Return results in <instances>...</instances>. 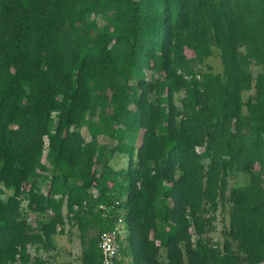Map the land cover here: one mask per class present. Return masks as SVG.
Wrapping results in <instances>:
<instances>
[{"label": "trees", "instance_id": "obj_1", "mask_svg": "<svg viewBox=\"0 0 264 264\" xmlns=\"http://www.w3.org/2000/svg\"><path fill=\"white\" fill-rule=\"evenodd\" d=\"M263 174L264 0H0V264L69 215L101 264L121 210L131 264H264Z\"/></svg>", "mask_w": 264, "mask_h": 264}, {"label": "rangeland", "instance_id": "obj_2", "mask_svg": "<svg viewBox=\"0 0 264 264\" xmlns=\"http://www.w3.org/2000/svg\"><path fill=\"white\" fill-rule=\"evenodd\" d=\"M97 19L100 24H104V19L102 16L100 15L97 16ZM188 52L190 54H193L191 50H189ZM205 61L211 63L216 70L222 69L220 57L216 53L206 58ZM196 64L200 65V62ZM252 68L254 72H257L258 68L256 65L253 64ZM152 74L159 75L158 73L152 70H149V69L145 70V75L147 77H151ZM247 94L248 93L245 92L244 96H247ZM131 106L132 108H134V105H131ZM94 119L95 117H93V120ZM82 133L85 139L87 140L91 139V133L89 131V128L86 125L82 127ZM141 135H142V132L140 131L138 135V139H137V144L141 142ZM45 138H46V143H45V152H46L47 146H48V138L47 137ZM99 138L101 142H112L113 143L112 138L104 134H101ZM108 156H112L110 150H108ZM128 159H129V154L127 152H124L120 155L115 154L114 156H112L111 162L116 161V163L121 166V165L126 164ZM100 167H102V164H100ZM263 178H264V174H263ZM248 181H249V174L246 172L234 173L230 178L231 185L244 184V183H248ZM40 184L42 187V191L47 193L48 185H49L48 180L45 178H42L40 181ZM91 190H92V193L94 194H98L99 192L97 188H92ZM10 192L11 190L6 189V192H4L3 195L7 196V194H9ZM63 210L66 216L70 214L68 211L66 202L64 204ZM52 213H53L52 209H49L48 214H52ZM26 214H27L28 220L34 226H36L38 219H39L38 214L34 211H27ZM69 216L66 217V224L64 225L63 229H61V227H58L59 231H57V233L55 234L54 243L51 246L40 247V248H36L37 245L31 246L30 250L32 253V257H33L32 258L33 264H39L40 260L44 261V263L42 264H82L81 255H82V248H83L82 245L83 244L81 241V230L78 227V224H76L75 221L71 220ZM226 219H227V212L218 211L217 217L214 220V228L211 231L212 236L218 239L222 238L221 231L223 229V224ZM89 231L94 232V229L91 228ZM124 235L122 238V245H121V250H122L121 262L122 264H129V262L132 263V257L126 252H124V250L122 249V247H124L126 243V236ZM165 253H166L165 249H162V255H165Z\"/></svg>", "mask_w": 264, "mask_h": 264}, {"label": "built area", "instance_id": "obj_3", "mask_svg": "<svg viewBox=\"0 0 264 264\" xmlns=\"http://www.w3.org/2000/svg\"><path fill=\"white\" fill-rule=\"evenodd\" d=\"M99 207L104 209L103 214L106 215L111 213V208L113 206H106L105 204H100ZM74 208L77 209L78 205H75ZM122 211L123 210H121V214H119V216L117 217L114 227L103 230L99 235V246L101 249V264H122V238L124 234V236L126 237L128 235V227L126 225L124 216L122 215Z\"/></svg>", "mask_w": 264, "mask_h": 264}, {"label": "crops", "instance_id": "obj_4", "mask_svg": "<svg viewBox=\"0 0 264 264\" xmlns=\"http://www.w3.org/2000/svg\"><path fill=\"white\" fill-rule=\"evenodd\" d=\"M129 264H131V263L129 262Z\"/></svg>", "mask_w": 264, "mask_h": 264}]
</instances>
